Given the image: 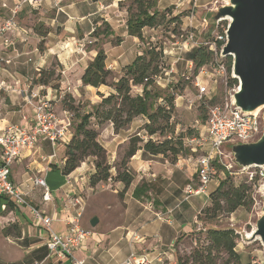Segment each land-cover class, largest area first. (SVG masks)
<instances>
[{
	"label": "rangeland",
	"instance_id": "374dc122",
	"mask_svg": "<svg viewBox=\"0 0 264 264\" xmlns=\"http://www.w3.org/2000/svg\"><path fill=\"white\" fill-rule=\"evenodd\" d=\"M229 1L230 0H152L154 7L151 9V12L157 11L161 14L165 13L164 21L161 26L157 28H145L143 30L142 39L126 34L124 23L120 21V19H116V35L112 32L110 26L103 24L100 28L94 30L90 39L85 42L86 50H96L97 52L98 49H103L107 52L109 63H115L116 70H111L106 63L107 68L112 72V77L109 79L110 83L117 82L123 74H118V72H122L123 68L132 65L139 55L146 53L150 49L163 51L164 58L161 60L160 66L162 67V72L159 74L160 85L156 84L155 86V93H157L159 99L155 101V105L156 107L159 105L161 106L163 105V98L173 96L175 97V111L164 133H159L153 136L152 139L154 141H164L166 139H174V141L182 140L185 149H189V152L188 154L185 152L181 154L176 162H173L171 158H165L163 156L159 158L160 161L166 160L169 164L174 165L177 164L182 157H192L196 159L202 155V151L191 145L189 140L201 135V132L207 124L212 107L217 105L224 106L233 101L234 90L239 86H233L231 81L234 78L233 57L230 72V58L224 56L221 51H218L216 48L214 54L215 59L212 64L223 63L226 68V74L221 76L214 75L212 77L210 75L213 72L211 66H208L204 71L201 70L198 76L199 81L208 84L210 88L209 93L201 97L199 95V88L196 86L197 80L194 76L193 67L190 65L192 63L189 57L190 52L186 49V45L188 44L190 45L189 49L192 46H209L210 44L216 43L218 37L224 36L227 33L230 22L224 19L223 14L225 13V9L231 6ZM121 7L126 10V20H128L129 17L127 12L128 8H131L130 10L133 12H135L136 8L133 0H124ZM174 18H178V21H181L180 26L174 22ZM18 20L19 18H17V21ZM37 27L43 31H49L50 29L45 25ZM89 41H92V43H88ZM45 42H42V47L45 46ZM70 52L73 54L72 51ZM9 59L11 60L8 67L12 70L13 77L18 79L22 76L29 78L32 75L34 63L36 61L34 49L21 55H12ZM53 65L55 69L59 68L55 67V62ZM202 72L205 73L202 74ZM53 90L51 86H46L45 92H50L51 97L56 99V109L61 113V111L66 110L64 106L65 96L63 95L64 97L62 99L58 93L59 91L55 93ZM88 95L85 94L83 97H78L75 100V107L77 110L72 112L74 114L72 130L75 129L84 115L93 112L94 107H98L102 102L100 101L98 105L96 104L94 106L91 101L85 99L89 98ZM97 95L100 94L98 93ZM134 95L136 96L138 94L135 90L134 92L132 90V96ZM95 96L96 91L90 93L91 98H96ZM103 96L105 95L103 94ZM103 99L104 98H101V100ZM68 101L70 102L71 99ZM259 120L262 122V126H264V109L260 111ZM134 122V129L128 133V139L117 148L119 158L113 163L108 157L109 163L114 166L112 169L113 176L116 175L117 165L127 150L130 138L137 137L145 142L150 139L144 130L147 118L140 117ZM91 123L92 127L96 130L97 127L102 128V126L97 124V119L95 117L91 119ZM130 126L124 130L130 129ZM261 137L262 134L247 143L232 141L220 147V154L223 157L217 158L214 163L215 176L208 185V192H210L209 196L213 190L217 189L216 183L218 184V182L227 179L228 175L226 172H228L235 185L247 183L251 187L250 200L233 214H223L214 221L204 222L196 218V224H194L193 231L188 232L189 236L187 239L178 247L174 246V249H176L175 252L177 251L181 257H189L191 252L197 249V247L202 248L206 245L205 233L207 230L233 229L239 236L236 250L241 256V263L264 264V245L260 237L254 235L258 229L260 220L264 217V192L262 189L264 167L241 166L240 163L236 161L234 154L239 146L255 144ZM105 144L108 147L106 149L111 153L113 150L110 145L111 142H106ZM141 152L142 151H139L137 154L140 155ZM109 153L108 155H112ZM65 154L66 147H59L58 158L55 163L59 170L64 167ZM84 163L86 164V168H89L88 171L85 169V166H82ZM84 163L81 164V169L73 173V176H80V179L81 176H85V183H87L86 180L88 181L87 187L84 188V213L80 219V225L83 229L92 232L93 236L89 240V248L93 246L100 247L99 253L95 258L90 257V252H84L80 249L75 252V257L78 260H85L86 264H114L115 260L122 261L130 253L129 242L122 234L124 233V229L129 228L127 227L128 223L133 221H135L136 225L147 222L153 223L154 216L148 213V209L144 210L140 206L136 207L137 204L132 202L129 208H126L122 201L112 192L115 189V183H117L115 181L110 180L105 184L99 185L95 188V191H91L90 176L93 173L92 170H94V159H87ZM256 177H258V180H256ZM252 179H254V181H252ZM188 183L187 181L183 185V188H185ZM199 199L201 202L200 205H204L206 197L201 196ZM32 205H34V203H32ZM148 205L149 204H147V207L151 208L152 205ZM209 205H211L210 198L205 207ZM170 217L172 219V216ZM93 218L99 220V224L96 227L90 225ZM189 226V228L192 227L191 225ZM36 228L35 238L30 240L28 247L37 244L39 249H43L42 252H44L43 244L45 234L48 233V231L43 228ZM155 231L156 229L151 228V226L142 231L141 234L144 237V241L136 246L145 247L151 252L153 251L154 259L158 256H162L168 260L165 264L172 263L174 258L173 242L178 240L182 235H185V233L180 237L179 235L167 233L155 239V235H158L155 234ZM159 242L161 248L155 249ZM9 250L16 253V256H13L14 258H17L20 254V251H17L7 240L0 237V251H4V254L7 255ZM110 256L112 261L108 263ZM225 259H227V257L224 255V261ZM38 260H42L40 259V254L29 255L27 257V264H42L41 261ZM224 261H219L218 264H224ZM63 263L71 264L68 259H64ZM43 264L61 263H58L56 259H50L44 261Z\"/></svg>",
	"mask_w": 264,
	"mask_h": 264
},
{
	"label": "crops",
	"instance_id": "0c3cea01",
	"mask_svg": "<svg viewBox=\"0 0 264 264\" xmlns=\"http://www.w3.org/2000/svg\"><path fill=\"white\" fill-rule=\"evenodd\" d=\"M19 1L21 0H0V23L10 17L11 9ZM123 1L36 0L34 5L25 4L23 6L18 16L17 30L15 33L8 34L15 42V46L8 50L0 46V58L10 61L11 59L9 58L12 55H21L34 49L36 61L32 75L29 78L22 76L18 79L13 77L14 75L10 67H8L9 65L4 66L5 70L0 73V80L5 86V89L0 93V134L9 126L27 128L32 125L33 108L27 103V93L38 89L39 85L33 82L37 72L54 68V62L56 63L55 67H59L57 69L58 72L61 71V81L59 90L53 91L55 93L59 91L60 97L67 95L76 100L78 97L89 94V98L85 99L91 101L92 105L95 106L102 101L101 98H106V96L116 93L109 86H101L100 88L83 86L81 79L88 64L97 55L96 50L88 51L85 48V42L90 39L94 30L106 24L110 26L112 32L116 35V19H120L124 23L126 34H128L127 20L125 18L126 10L121 7ZM4 2H7V8L2 7ZM43 25L50 28L46 37L39 36L35 31L37 26L41 27ZM42 42H45V46L40 48L41 46L39 45ZM189 47V44L186 45V49L189 52L195 48L192 46L189 49ZM106 63L111 70H116L115 63H109L108 55ZM118 74H122V72H118ZM93 91H96V98L90 97V93ZM98 93L101 96L97 95ZM134 125L135 122L132 123L130 129L122 130L118 133L115 132L111 123L104 124L102 128L97 127L99 132L98 140L105 149L108 148L105 143L111 142L112 152L109 153L106 150L109 154H112L108 155V157L113 163L119 158L117 148L128 139V133L134 129ZM204 132L205 130L202 133ZM51 153L52 148L47 141H41L33 150L24 151L11 168V181L27 194L28 200L34 203L35 207L40 209L47 217L53 218L51 231L60 235L67 230L65 221L76 214L78 205H74L71 202L72 199L80 196L82 209L84 208V188L87 187L88 181L86 180L87 183H85V176H81V179L79 178L80 176H73V172L71 174L72 184L69 185L67 176L63 174V168L59 170L55 165L56 160L50 167L47 162H43L42 157ZM161 157L141 152L140 155L137 154L131 159L129 167L135 175V180L124 197L119 196V193L124 189L123 184L115 183V189L112 192L122 201L126 208H129L132 202L137 204L136 207L140 206L144 210L148 209V213L154 216V219L153 223L147 222L140 225H136L135 221L128 223L127 227L129 228L124 229L122 234L129 242L130 253L122 261L115 260L114 264H126L132 254L138 256L147 254L151 264H165L168 260L164 257L158 256L154 259L153 251L151 252L145 247L136 246L144 241V237L141 234L142 231L151 226V228L156 229L155 234H158L155 235V239L167 233L179 235L180 237L184 233L193 231L197 216L208 204L210 193L208 191L207 195H205L204 205H200L199 198L202 195L187 198L185 194L187 185L195 186L198 183L197 158L182 157L177 164L171 165L166 160L163 161L161 159L162 161H160L159 158ZM82 166H85L87 171L89 170V168H86L85 163ZM92 171L94 172V170ZM37 178L45 179L46 185L52 194V201H44L43 189L34 187V181ZM187 181L189 183L183 188ZM218 185L219 182L218 184L216 183L217 187ZM142 186L140 197H135L136 189ZM90 189L95 191V188L90 187ZM147 204H149L148 206L152 205L151 208L147 207ZM170 216H172V219ZM160 218L164 219L161 220ZM189 225L192 227L189 228ZM10 227L19 229L21 235L5 234V230ZM36 227L48 231L47 235L45 234L43 244L44 252H42L43 249H39L37 244L28 247L30 240L35 238ZM0 237L7 240L17 251H20L17 258L13 257L16 256V253L12 250H9L7 255L4 254V251H0V264H27L29 255L38 254H40V259H42L38 261H41V263L46 261L49 253L46 243L50 238V231L41 225L39 221H33L25 208L15 204L6 197H0ZM175 241L173 242V262L168 264H177L174 249ZM89 242L86 249H82V251L90 252V257L95 258L99 253L100 246L89 248ZM158 248H161L160 242L155 247V249ZM109 258L108 263H111V256ZM57 262L64 264V260Z\"/></svg>",
	"mask_w": 264,
	"mask_h": 264
},
{
	"label": "trees",
	"instance_id": "16d2710c",
	"mask_svg": "<svg viewBox=\"0 0 264 264\" xmlns=\"http://www.w3.org/2000/svg\"><path fill=\"white\" fill-rule=\"evenodd\" d=\"M133 2L136 8L135 12L131 11V8L127 10L129 14L127 30L130 36L142 39L145 28L154 29L161 26L165 13L151 12L154 7L152 0H133ZM173 20L180 26L181 21H178V18ZM35 31L41 37H46L49 33L39 27H36ZM223 45V41L217 40L218 51ZM39 46L42 48V43ZM214 54L215 52L210 49V46H198L190 52L189 57L196 78L201 69L214 62ZM163 58L162 50L150 49L139 55L132 65L123 68V74L117 82L110 83L112 72L107 68V54L105 50L98 49L97 55L88 64L82 75V84L93 88L109 86L116 93L104 98L98 107H94L93 112L84 115L76 125L71 141L65 146L66 154L62 170L65 176L75 172L87 159H94V172L90 176V186L96 188L110 180L115 181L123 184L124 189L119 193L123 197L135 180L129 164L139 151L152 156L171 158L173 162H176L184 152L188 154L189 149H185L182 140L154 141L152 139L153 136L164 133L175 111V97L173 96L163 98V105L157 107L155 105V101L159 99L155 93V77L162 72L160 66ZM229 58L231 72L232 57ZM57 73L58 70L55 68L40 70L33 82L36 85L51 86L54 90H59L61 73ZM146 79L148 82H145ZM231 81L233 86L238 85L237 79L233 78ZM134 86H143L142 95L132 96ZM69 99H71L70 102ZM64 102L66 110L70 112L77 110L72 97L66 95ZM93 117L97 119L99 126L108 122L112 123L117 133L129 127L138 118H147L144 130L150 139L145 142L137 137L130 138L127 150L117 165L115 176L112 175L114 166L109 163L108 152L98 140L99 132L92 127L91 119ZM226 174L228 175L227 179L219 182L217 189L210 194L211 205L202 209L197 217L199 221L211 222L223 214H233L250 200L251 187L247 183L235 185L230 173L226 172ZM142 189L143 186L138 187L134 196L140 197ZM11 233L16 236L21 235V231L13 229V227L5 230V234ZM188 236V232L182 235L175 241L174 246L178 247ZM238 239L239 236L233 229H209L205 233L206 245L202 248L197 247L189 257L183 258L176 251L177 264H218L219 261H224V255L227 257L224 264H242L241 256L236 250Z\"/></svg>",
	"mask_w": 264,
	"mask_h": 264
},
{
	"label": "built area",
	"instance_id": "2783aa9c",
	"mask_svg": "<svg viewBox=\"0 0 264 264\" xmlns=\"http://www.w3.org/2000/svg\"><path fill=\"white\" fill-rule=\"evenodd\" d=\"M36 0H21L12 9L11 15L0 23V46L5 49L14 48L15 42L8 34L15 33L17 30V18L25 4L34 5ZM7 8V2L2 5ZM206 22V21H205ZM207 23V22H206ZM227 34V33H226ZM226 34L218 37V41L227 43ZM88 43H92L89 41ZM220 49L221 53L223 47ZM210 49L216 52V43L210 44ZM10 61L0 58V73L4 71V66L9 65ZM192 66V63L190 64ZM213 72L210 74L221 76L226 74L225 65L216 63L211 64ZM208 67V66H207ZM204 67L201 70H205ZM61 73V72H59ZM205 72H202L204 74ZM209 75V74H208ZM160 76L155 77V83L160 85ZM196 86L199 88V95L205 96L209 93L208 84L201 83L199 77L196 78ZM145 82H148L146 79ZM239 85V84H238ZM238 89V87H236ZM5 89L4 83L0 80V93ZM234 90V94L237 92ZM46 86H38L37 91L27 93V103L33 108V122L30 127L9 126L0 134V197H6L15 204L25 208L33 221H39L47 230L50 231V238L46 243L48 256L46 260L56 259L63 261L68 259L71 264H86L84 260L75 257L77 250L86 249V246L93 236L90 230H85L80 225L82 218V200L80 196L72 199L74 205H78L74 217L67 219V230L58 235L51 231L53 218L47 217L40 209L32 205L19 187L11 181V168L18 157L28 150L35 149L41 141H47L52 148V153L42 157L43 162H47L49 167L57 159L58 149L66 146L73 136L74 114L68 110L61 113L56 109L55 98L51 97L50 92H45ZM141 95L143 86H134L133 92ZM63 99V97H61ZM259 113L248 114L235 105V102L227 103L224 106H214L210 110L205 132L199 137L189 140V143L196 149L202 151V155L197 158V185H187L185 194L187 198L193 196L207 195L208 185L215 176L214 163L217 158H222L220 147L232 141L240 143L250 142L252 139L261 135L263 132L262 122L259 120ZM68 184H72V176H67ZM34 187H41L44 191V201H52L51 191L48 189L44 178H37ZM43 264V263H42ZM126 264H151L149 256L132 254Z\"/></svg>",
	"mask_w": 264,
	"mask_h": 264
},
{
	"label": "water",
	"instance_id": "95a60500",
	"mask_svg": "<svg viewBox=\"0 0 264 264\" xmlns=\"http://www.w3.org/2000/svg\"><path fill=\"white\" fill-rule=\"evenodd\" d=\"M236 4L225 9L223 14L234 18L227 28V43L222 54L233 57V74L242 86L237 94V107L243 111L264 105V0H232ZM228 21V20H227ZM252 145H241L234 152L241 166L259 167L264 164V138ZM258 143V144H257ZM99 223L97 218L90 222L92 227ZM256 236L264 245V217L260 220Z\"/></svg>",
	"mask_w": 264,
	"mask_h": 264
},
{
	"label": "bare ground",
	"instance_id": "6f19581e",
	"mask_svg": "<svg viewBox=\"0 0 264 264\" xmlns=\"http://www.w3.org/2000/svg\"><path fill=\"white\" fill-rule=\"evenodd\" d=\"M229 2H230V4H231V6H232V10L235 11L237 5L234 4V3H232V0H230ZM227 20L231 23V22H233L234 18H233L232 16L228 15V16H227ZM241 92H242V86L240 85V87H238L236 93L239 94V93H241ZM233 101L235 102V104H237V97H236V95L233 97ZM262 109H264V105L259 106V107L255 108V109H252V110H245L244 112H246V113H248V114H257V113H259L260 111H262ZM262 136H263V138H264V126H263V134H262ZM263 138H262V139H263ZM261 142H262V140H259V141H258L259 144H260ZM258 143H257V144H258ZM261 166L264 167V164L261 165ZM262 189H263V192H264V181H263ZM263 208H264V207H263ZM256 232H257V231H256ZM256 232L254 233V235H256Z\"/></svg>",
	"mask_w": 264,
	"mask_h": 264
}]
</instances>
